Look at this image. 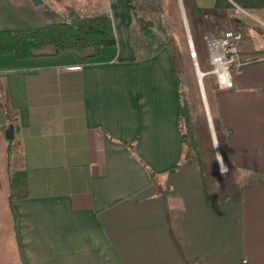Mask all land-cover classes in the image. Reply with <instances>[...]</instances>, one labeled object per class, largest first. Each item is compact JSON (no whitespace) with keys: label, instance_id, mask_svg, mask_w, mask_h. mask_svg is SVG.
I'll return each mask as SVG.
<instances>
[{"label":"crops","instance_id":"obj_1","mask_svg":"<svg viewBox=\"0 0 264 264\" xmlns=\"http://www.w3.org/2000/svg\"><path fill=\"white\" fill-rule=\"evenodd\" d=\"M103 1L0 0V30L90 9L112 16L118 39L88 61L0 56V264H264V57L249 60L264 49V11H217L249 60L212 94L239 175L225 201L182 161L177 61L168 48L139 57L130 0ZM188 1L203 16L217 2Z\"/></svg>","mask_w":264,"mask_h":264},{"label":"trees","instance_id":"obj_2","mask_svg":"<svg viewBox=\"0 0 264 264\" xmlns=\"http://www.w3.org/2000/svg\"><path fill=\"white\" fill-rule=\"evenodd\" d=\"M158 7L162 16L146 18L136 13L135 0H130L134 12L135 23L132 28L133 46L139 57L152 58L164 49H169L176 62L178 47L176 39L170 35V27L164 25L166 16L160 0ZM188 18L195 22L205 18L214 26L221 23L217 11L234 9L240 6L251 13L264 11V0H217L214 11L204 13L192 1L183 0ZM216 12V13H215ZM219 30V29H218ZM170 36V37H169ZM118 39L115 32L113 18L109 13H99L89 16L70 14L66 20L55 21L42 27L22 30H0V56L12 55L16 59H30L40 55V51L49 48L53 55H63L68 52H78L85 61L98 57L105 48L116 47ZM263 55L264 49L256 52ZM198 54V52H197ZM254 54L252 60L257 59ZM249 61V60H248ZM251 61V59H250ZM179 88L178 127L182 139V161H195L204 178H207V153L212 151V136L208 123L199 125L193 119L189 103L184 96L182 80L176 76ZM214 127L220 143L224 163H229L225 142L219 131V124L214 117ZM226 160V162H225ZM181 160L169 170L174 173L180 166ZM228 165V164H227ZM145 166L154 175L155 170L145 162ZM229 167V166H228ZM220 193V192H219ZM236 193L222 191L217 199L232 200Z\"/></svg>","mask_w":264,"mask_h":264},{"label":"rangeland","instance_id":"obj_3","mask_svg":"<svg viewBox=\"0 0 264 264\" xmlns=\"http://www.w3.org/2000/svg\"><path fill=\"white\" fill-rule=\"evenodd\" d=\"M86 1H88L90 4H93L92 6H100L104 4L103 0ZM160 2L163 5V12L166 16L165 20L163 21L164 25H169L171 36L174 37L175 34L173 32H176L178 37L176 68L182 80L184 96L189 103V107L193 114V119L195 123L199 125L206 123L209 125L212 136V151L211 153L208 152L206 157L208 160L207 179L210 190L214 193H217L216 195L218 196V194H220L222 191L228 190L230 188L232 189L233 184L239 178V175L238 171L232 170V167L229 163H224L220 143L214 127L216 107L212 94L214 95V91L217 89L220 90V88L217 77L212 72L214 66L212 65L209 57V52L205 43V35L221 31L224 28L223 25L225 24L228 28L231 27L228 26L227 23L221 24L222 27L220 26V28L219 26L216 27L209 21L206 22L205 18L202 17L199 21L194 23V21L187 16L185 5L184 7L182 5V11L180 10L181 12L179 9H177L178 0H174V2L160 0ZM135 5L136 13L139 16H144L146 18H158L159 16H162V13H160V9L158 7V1L156 0H135ZM90 11L91 10L89 9V11L84 12V15L92 13ZM191 39L194 49H192L191 46ZM260 50H257L254 53L258 56L257 59L263 57V55H258L256 53ZM78 57L80 61H85L81 58L80 53H78ZM250 59L252 60V57ZM200 70L202 73H205L201 77H199ZM215 140H217V142H215ZM222 164L227 167L225 172H222L221 170Z\"/></svg>","mask_w":264,"mask_h":264},{"label":"built area","instance_id":"obj_4","mask_svg":"<svg viewBox=\"0 0 264 264\" xmlns=\"http://www.w3.org/2000/svg\"><path fill=\"white\" fill-rule=\"evenodd\" d=\"M235 12L238 14L249 13L248 10L240 6L235 7ZM223 26L224 28L221 31L205 35L209 57L214 66L212 72L217 77L220 89L231 86L233 69L248 62L240 54L242 32L228 28L226 24ZM192 49H194V46H192ZM221 170L225 172L227 167L222 164Z\"/></svg>","mask_w":264,"mask_h":264},{"label":"water","instance_id":"obj_5","mask_svg":"<svg viewBox=\"0 0 264 264\" xmlns=\"http://www.w3.org/2000/svg\"><path fill=\"white\" fill-rule=\"evenodd\" d=\"M32 2H33V4L35 5V6H40V5H42L43 3H44V0H32ZM191 46H194L193 45V42H192V39H191ZM205 73H202V75H204ZM7 137L8 138H13V135H14V130H13V128L12 127H10L8 130H7ZM215 142H217V140H215Z\"/></svg>","mask_w":264,"mask_h":264},{"label":"bare ground","instance_id":"obj_6","mask_svg":"<svg viewBox=\"0 0 264 264\" xmlns=\"http://www.w3.org/2000/svg\"><path fill=\"white\" fill-rule=\"evenodd\" d=\"M202 76V71L200 70L199 71V77H201ZM200 80H202V79H200ZM201 83H202V81H201Z\"/></svg>","mask_w":264,"mask_h":264}]
</instances>
